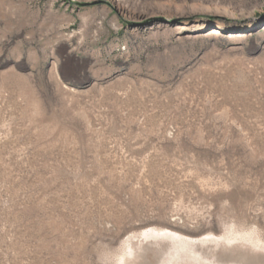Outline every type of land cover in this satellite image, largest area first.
I'll return each instance as SVG.
<instances>
[{"label": "rangeland", "instance_id": "1", "mask_svg": "<svg viewBox=\"0 0 264 264\" xmlns=\"http://www.w3.org/2000/svg\"><path fill=\"white\" fill-rule=\"evenodd\" d=\"M0 264H264V0H0Z\"/></svg>", "mask_w": 264, "mask_h": 264}]
</instances>
